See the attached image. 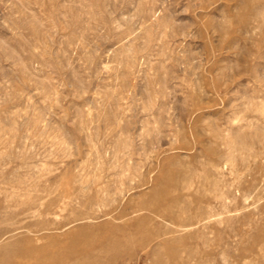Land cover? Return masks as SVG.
Masks as SVG:
<instances>
[{
	"label": "rangeland",
	"instance_id": "obj_1",
	"mask_svg": "<svg viewBox=\"0 0 264 264\" xmlns=\"http://www.w3.org/2000/svg\"><path fill=\"white\" fill-rule=\"evenodd\" d=\"M117 230L99 264H264V0H0V264Z\"/></svg>",
	"mask_w": 264,
	"mask_h": 264
},
{
	"label": "bare ground",
	"instance_id": "obj_2",
	"mask_svg": "<svg viewBox=\"0 0 264 264\" xmlns=\"http://www.w3.org/2000/svg\"><path fill=\"white\" fill-rule=\"evenodd\" d=\"M165 192V191H164ZM64 196V195H63ZM170 196H172V195H170ZM169 196V197H170ZM179 196V195H178ZM173 197V196H172ZM180 197V196H179ZM58 198V197H57ZM174 199H175V197H173ZM172 198V199H173ZM176 198H178V197H176ZM155 199V198H154ZM159 199V198H158ZM51 200H52V198H51ZM187 200V199H186ZM185 200V201H186ZM155 201V200H154ZM174 201H176V200H174ZM184 201V200H183ZM193 201V200H192ZM63 202V201H62ZM188 202V201H187ZM176 203H180V202H176ZM175 203V204H176ZM47 204H49V203H47ZM46 203H45V207H46V205H47ZM50 204H51V201H50ZM49 204V205H50ZM151 203H149V205H150ZM57 205V204H56ZM148 205V204H147ZM146 205V206H147ZM62 206V205H61ZM47 207H48V205H47ZM47 207H46V209H47ZM171 207V206H170ZM44 208V207H43ZM150 208V207H149ZM151 208H152V206H151ZM61 209V208H60ZM52 210V209H51ZM160 211V210H159ZM162 211V210H161ZM167 211V210H166ZM53 212V211H52ZM158 212V211H157ZM82 213V212H81ZM173 213V212H172ZM194 213V212H193ZM51 214V213H50ZM128 214V213H127ZM162 214V213H161ZM196 215H198V214H196ZM162 216H165L164 214L162 215ZM168 216V215H167ZM120 217V216H119ZM165 218V217H164ZM191 218V217H190ZM120 219V218H119ZM173 219V218H172ZM73 220V219H72ZM141 220H142V218H141ZM140 220V221H141ZM165 220H167V218L166 219H164V222H165ZM181 220V219H180ZM69 221H71V220H69ZM140 221L138 222V223H140ZM146 221V220H145ZM173 221V220H172ZM187 221V220H186ZM142 222V221H141ZM184 222V221H183ZM142 224V223H141ZM173 224V223H172ZM61 225H63V224H61ZM66 225V224H65ZM119 225V224H118ZM141 226V225H140ZM155 226V225H154ZM168 226H169V224H168ZM116 227H118V226H116ZM115 227V228H116ZM120 227V226H119ZM118 227V228H119ZM122 227H124L123 225H122ZM159 227V226H158ZM124 228H126V227H124ZM155 228V227H154ZM157 228V227H156ZM165 228V227H164ZM188 228V227H187ZM121 229V228H120ZM136 229V228H135ZM112 230V229H111ZM116 230V229H115ZM119 230V229H118ZM114 231V232H112L110 235H108V237H105L106 239H108L107 241H105L104 243H103V245L101 244L100 245V247H99V249L98 248H96L97 250H98V252H99V254L98 255H95V256H92V257H87V258H89L88 260H86L85 258L83 259L82 257L80 258V259H73L72 258V256L73 255H76L75 253L73 254L72 253V256H71V258L69 257V255H68V258H70L68 261H66L67 263H65V264H99V263H101L100 261H102L101 259H102V254H103V252L105 253V252H117V250L119 249V247H122V245L124 246L127 242H128V240H130L134 235H135V233H133V232H128V233H124V231L122 232V231ZM126 230V229H125ZM137 231V230H136ZM140 231V230H139ZM174 231V230H173ZM181 231V230H180ZM78 232V231H77ZM141 232V231H140ZM172 232V231H171ZM175 234V233H174ZM183 235V234H182ZM86 236V235H85ZM87 237V236H86ZM77 238V237H76ZM180 238V237H179ZM260 238V237H259ZM258 238V239H259ZM85 239V238H84ZM187 239V238H186ZM186 239H185V241H186ZM86 240V239H85ZM182 240H183V238H182ZM181 241V240H180ZM173 242V241H172ZM183 243H184V240L182 241ZM29 243H30V241H29ZM165 243H167V241H166V239H163V238H161V239H159V240H153V241H151V244H165ZM174 243V242H173ZM175 243H177V241L175 242ZM100 244V243H99ZM81 245V244H80ZM168 245V244H167ZM176 245V244H175ZM179 245H180V243H179ZM99 246V245H98ZM126 246V245H125ZM153 246V245H152ZM173 246V245H172ZM83 247V246H82ZM81 247V248H82ZM165 247V246H164ZM168 246H166V248H167ZM170 247V246H169ZM70 248V247H69ZM152 248V247H151ZM158 248H160V246L158 247ZM157 248V249H158ZM177 248V247H176ZM189 248H190V246H189ZM71 249H73V248H71ZM152 249H154V248H152ZM168 249V248H167ZM173 249V248H172ZM181 248L179 247L178 248V250H180ZM192 249V248H191ZM190 249V250H191ZM37 250V249H36ZM62 250V249H61ZM97 250L95 251V252H97ZM171 250V249H170ZM189 250V249H188ZM33 251V250H32ZM38 251V250H37ZM71 251V250H70ZM72 251H74V250H72ZM83 251V250H82ZM153 251V250H152ZM151 251V252H152ZM35 252V251H34ZM66 252V251H65ZM69 252V251H68ZM92 252V254H93V250L91 251ZM90 252V253H91ZM165 252V251H164ZM173 252V251H172ZM175 252V251H174ZM173 252V253H174ZM178 252V251H177ZM21 253V252H20ZM24 253V252H23ZM64 253V252H63ZM83 253V252H82ZM81 253V254H82ZM89 253V252H88ZM113 253V254H114ZM166 253V252H165ZM172 253V254H173ZM180 253V252H179ZM190 253V252H189ZM95 254V253H94ZM108 254V253H107ZM118 254V253H117ZM152 254V253H151ZM170 254V253H169ZM175 254H177V253H175ZM79 255V254H78ZM89 255V254H88ZM100 255V256H99ZM154 255V254H153ZM58 256V255H57ZM129 256V255H128ZM164 256V255H163ZM80 257V256H79ZM107 256H105L104 258H106ZM157 257V256H156ZM166 257V256H165ZM185 257H187V255L185 256ZM51 258V257H50ZM49 258V259H50ZM58 258V257H57ZM112 258V257H111ZM128 258V257H127ZM130 258V257H129ZM169 258V257H168ZM178 258H179V256H178ZM177 258V259H178ZM182 258V257H181ZM193 258V257H192ZM62 258H60V260H61ZM65 259V258H64ZM151 259V258H150ZM155 259V258H154ZM173 259V258H172ZM171 259V260H172ZM187 259H189V258H187ZM43 260V259H42ZM128 260V259H127ZM130 260V259H129ZM128 260V261H129ZM160 260V259H159ZM162 260V259H161ZM170 259H168V262L170 263V261H171ZM174 260V259H173ZM172 260V261H173ZM185 260V259H184ZM41 261V260H40ZM104 261V260H103ZM154 261V260H153ZM157 261V260H156ZM171 261V262H172ZM176 261H178V260H176ZM182 261V260H181ZM9 262V261H8ZM179 262V261H178ZM183 262V261H182ZM7 263V262H6ZM57 263V262H56ZM60 263V262H59ZM157 263H159V262H157ZM2 264H4V263H2ZM58 264V263H57ZM159 264H161V263H159ZM165 264H167V263H165Z\"/></svg>",
	"mask_w": 264,
	"mask_h": 264
}]
</instances>
